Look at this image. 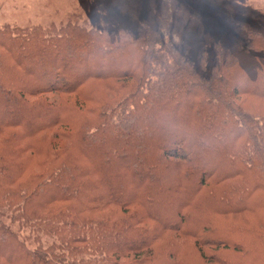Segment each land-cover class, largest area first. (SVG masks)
Masks as SVG:
<instances>
[{"label":"trees","instance_id":"trees-1","mask_svg":"<svg viewBox=\"0 0 264 264\" xmlns=\"http://www.w3.org/2000/svg\"><path fill=\"white\" fill-rule=\"evenodd\" d=\"M237 27L208 66L149 25H0V264H264V28Z\"/></svg>","mask_w":264,"mask_h":264},{"label":"rangeland","instance_id":"rangeland-1","mask_svg":"<svg viewBox=\"0 0 264 264\" xmlns=\"http://www.w3.org/2000/svg\"><path fill=\"white\" fill-rule=\"evenodd\" d=\"M68 21L111 30L123 26L135 32L153 26L165 40L186 49L197 65L206 48L209 66L212 41L232 45L238 38V22L264 28V0H0V25L23 28ZM44 95L57 104V92ZM53 144L61 147L64 141L55 138ZM190 253L193 257L197 250L192 247Z\"/></svg>","mask_w":264,"mask_h":264}]
</instances>
